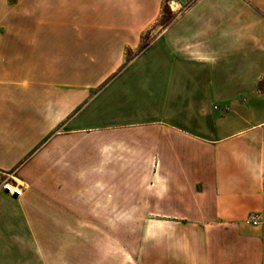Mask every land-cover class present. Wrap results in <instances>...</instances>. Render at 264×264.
I'll return each mask as SVG.
<instances>
[{"label": "crops", "instance_id": "1", "mask_svg": "<svg viewBox=\"0 0 264 264\" xmlns=\"http://www.w3.org/2000/svg\"><path fill=\"white\" fill-rule=\"evenodd\" d=\"M162 2L42 0L56 27H0V264H76L78 231L140 213L150 264H264V0H169L126 58ZM75 69L120 71L75 113Z\"/></svg>", "mask_w": 264, "mask_h": 264}, {"label": "rangeland", "instance_id": "2", "mask_svg": "<svg viewBox=\"0 0 264 264\" xmlns=\"http://www.w3.org/2000/svg\"><path fill=\"white\" fill-rule=\"evenodd\" d=\"M169 0H163L160 8V16L157 21L151 26V29L142 36V42L139 49L135 52L126 53L127 57H133L143 51L149 43L164 30V24L170 22L176 17L177 13L181 12L186 6H181L178 11H173L171 5H168ZM42 0H0V14L10 13V20H0V27H9L11 30L17 29H34V28H54L49 20L35 21L32 15L38 12V9H43L41 4ZM47 11L48 9H43ZM40 12V11H39ZM23 18V19H22ZM75 28L82 25L83 22H73ZM81 23V24H80ZM91 23V22H84ZM81 39V38H79ZM120 70H74L75 81V109L77 113L83 106L88 104L90 100L98 94L109 82L114 78ZM105 75V76H104ZM104 77V78H103ZM62 75L59 76L60 85L63 84ZM113 86V85H112ZM107 92V90H106ZM90 144L96 148L95 153L92 151V156L98 152L99 147L113 146L115 135L106 132V134H96L90 137ZM88 141V139H87ZM108 154L110 151L107 148ZM97 156V154H96ZM96 167V168H95ZM93 171L96 172L98 165L92 166ZM17 182V181H16ZM85 186L87 189H93L98 185V182L90 180ZM141 185V182H140ZM95 216V214H93ZM97 215V214H96ZM145 214H138V217L131 222L124 218L123 228H108L106 230H80L76 233L81 238L82 252L75 255L76 264H150L147 260L149 247L146 243V230L137 227H130L138 224L141 225L144 221ZM107 220H110L108 214ZM160 229L159 237L163 236ZM103 237V238H102ZM83 238V239H82ZM100 241V242H99ZM83 256L85 258H83Z\"/></svg>", "mask_w": 264, "mask_h": 264}, {"label": "built area", "instance_id": "3", "mask_svg": "<svg viewBox=\"0 0 264 264\" xmlns=\"http://www.w3.org/2000/svg\"><path fill=\"white\" fill-rule=\"evenodd\" d=\"M263 91H264V86H263ZM2 187L4 190H6L8 193L15 195V196H20L22 192V185L17 183L15 179L10 177L9 180H5L2 182ZM248 221L251 226H257L259 222V216L257 213H251L248 217Z\"/></svg>", "mask_w": 264, "mask_h": 264}, {"label": "trees", "instance_id": "4", "mask_svg": "<svg viewBox=\"0 0 264 264\" xmlns=\"http://www.w3.org/2000/svg\"><path fill=\"white\" fill-rule=\"evenodd\" d=\"M169 22L165 23L164 26L168 25Z\"/></svg>", "mask_w": 264, "mask_h": 264}]
</instances>
